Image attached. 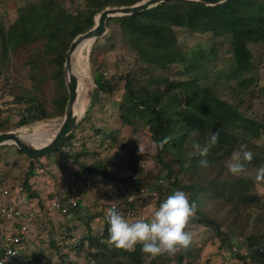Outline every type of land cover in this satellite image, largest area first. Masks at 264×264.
I'll use <instances>...</instances> for the list:
<instances>
[{
    "label": "trees",
    "instance_id": "1",
    "mask_svg": "<svg viewBox=\"0 0 264 264\" xmlns=\"http://www.w3.org/2000/svg\"><path fill=\"white\" fill-rule=\"evenodd\" d=\"M140 1L142 0H83V6L77 8L76 14H71L56 0H40L19 10L17 20L8 30L6 32L0 30L3 47L0 63L4 65L7 62L9 52L12 50L16 51L29 44H41V51L35 54L34 60L28 65L33 69L45 67L49 72L45 79L52 83L54 97L48 107L49 103L39 101L30 92L17 96V101L25 103L26 106L16 123V129L61 118L64 115L68 100L64 85V57L73 39L89 31L95 24V17L105 8L131 6ZM114 24L116 27L113 26ZM106 28L108 32L102 39L111 37L116 30L118 35L132 46L137 57L136 62L142 65L140 69L146 67V71L151 70L150 68L167 70L174 65L186 66L188 60L178 48L175 28L211 34L213 37H227L230 41L236 72L243 74L252 70V54L248 46L264 44V0H229L212 7L190 1H171L133 16L111 19L106 23ZM96 43L98 40L95 41ZM188 71L189 68H185L180 73L186 75ZM120 80L124 81L123 96L119 104L121 122L123 125L132 127L133 133L137 132L136 125L141 124L146 128L155 146L154 157L161 170L150 174L152 176L148 178L146 174L143 175L144 170L134 164L128 168L130 176L124 178L119 177L122 172L120 166L112 171L111 162L80 164L78 177L83 185L94 176H99V180L107 184L112 191L113 201L116 202V205L112 206L117 209V205H123L122 209H117L120 213L127 211L128 207L133 211L147 210L149 207L156 209L161 203L160 199L167 197L175 190L185 191L190 200L198 204V207L203 202L215 201L230 207L237 214L240 206L251 209L252 205H261L258 196L246 197L243 194L242 178L229 173L225 162L241 144H247L249 147L252 141L264 137V122L242 117L234 107L220 100L209 87L200 86L196 79L167 80L161 84L164 88L157 84L143 97H139L134 90L130 73L121 77ZM110 85L111 82L106 81L102 75L96 78L97 89L105 90ZM198 103L207 105L213 112L212 116L207 117L189 109L190 105ZM230 113L234 115L233 119L229 117ZM0 130L8 131L2 125ZM75 130L63 141L56 153H60L63 148L71 145L75 138ZM215 132H219L218 142L211 147L207 156L189 155L193 141L204 144L206 139ZM166 136H171L172 140L160 149L158 142ZM0 149H3V146ZM16 151L28 156L18 149ZM134 151H137L136 148ZM80 156L81 154L74 155V163L79 164ZM201 160H207L209 166L202 167ZM248 164L259 168L264 165V158L253 155V160ZM33 173L30 170L23 183V187L27 190H29L28 179ZM132 176L138 177V186L131 181ZM181 176H187V182L181 181ZM146 180L151 184H147ZM114 183H120L121 187L115 190ZM144 187H148L151 192H157L156 200L139 196V190ZM77 189L80 190V188ZM134 190H138V196L133 203L129 204L127 198ZM30 193V197L36 196L34 192ZM69 193L68 195L60 194L56 200L62 202L71 198V192ZM38 206L42 211L45 210V203L42 201L38 202ZM112 206L111 204L102 206V211ZM80 207L81 202L77 201L74 209L66 215L59 216L67 220L72 215L73 219L81 220L80 224L84 225L87 235L76 243L75 249L79 251L86 245V257L90 262L93 264H154L153 260L145 262L150 255L143 253L139 244L134 251H125L110 245L107 242L109 225L105 217L92 215L80 218L78 215ZM195 217L199 225L215 227L218 235H222L221 222L207 214L199 213L198 210ZM97 218L102 225L101 232L98 233L92 225ZM0 223H3L2 219ZM65 223L68 227L70 221L67 220ZM263 224L264 214L260 213L252 218L253 232L245 237L241 244L235 243L230 234L228 237L222 236L221 242H227L230 249L237 247L239 251L242 248L250 250L246 255L236 253L237 259L243 261L249 258L254 264H264V253L260 248V244L264 242L259 243ZM76 229L77 226L67 228V232L70 231V235ZM21 243L23 246L21 244L18 250L17 264H45L42 261L41 252H30L27 239ZM49 245L52 248L58 247L52 240ZM192 245L189 250L179 253L176 264L201 263L197 260ZM60 258L59 264H75L66 261V256L61 254Z\"/></svg>",
    "mask_w": 264,
    "mask_h": 264
},
{
    "label": "rangeland",
    "instance_id": "2",
    "mask_svg": "<svg viewBox=\"0 0 264 264\" xmlns=\"http://www.w3.org/2000/svg\"><path fill=\"white\" fill-rule=\"evenodd\" d=\"M39 1L0 0V30L6 32L17 20L21 8ZM56 1L71 14H76L77 8L83 6V0ZM113 26L116 27L115 24ZM174 32L178 48L185 54L188 63L184 67L170 66L167 70L150 68L151 70L146 71V67L140 69L142 65L136 62L137 57L132 46L127 40L121 38L116 30L111 37L97 39L96 44V40L84 44L74 61L80 94L77 111H81L82 116L78 122L79 127H77L78 124L76 126L75 138L71 145L63 148L60 153L32 159L18 153L13 145H5L3 149H0L2 157L0 184L3 183L2 185L11 193V199L37 212L25 239L29 242L27 245L31 253L43 254L42 261L45 264H59L60 254L66 256V261L75 264H93L86 257V245L79 251L75 249L76 243L87 235L84 225L80 224L81 220L73 219L70 215L67 218L70 223L66 227L65 218L56 213L47 214L46 206L49 203L56 200L60 194L68 195L71 192V198L81 202L78 213L80 218L92 215L105 217L108 209L102 211V206L116 205L112 191L107 184L99 180V176H94L83 185L78 177L80 164L111 162L112 171L120 166L122 172L119 177L124 178L130 176L128 168L134 164L140 166L144 170L143 175L146 174L148 178H151L150 174L161 170L154 157L155 146L146 128L141 124L136 125L137 132L133 133L132 127L123 125L121 122L119 104L124 89V81L120 80L121 77L128 73L132 75L134 90L139 97L146 95L157 84L164 88L161 84L167 80L196 79L200 86L209 87L220 100L234 107L242 117L264 122V44L248 46L252 54V70L239 74L236 72L230 41L227 37H213L211 34L194 33L188 29L179 28H175ZM2 48L0 39V54ZM41 49V44L20 47L16 51L9 52L4 65L0 63V126H5L7 132L24 134L21 135L22 138L35 147L50 141L63 118L62 116L25 128H15L26 106L25 103L17 101V96L30 92L39 101L49 103L48 107L54 97L52 83L45 79L49 75L45 67L33 69L28 65ZM185 68H189V71L186 75H182L183 73L180 72H183ZM99 75L111 82L105 90H99L96 87V78ZM189 109L207 117L213 114L204 103L190 105ZM228 115L231 119L234 118L232 113ZM0 133L4 132L0 130ZM139 148L142 149V154ZM249 149L253 155L264 158V137L252 141ZM77 154H81L78 158L79 164L74 163V155ZM246 167L249 177L242 178V192L246 197L258 196L261 205H252L251 209L240 206L237 214L236 211L220 202H203L198 207L199 213L207 214L223 225L220 228L222 235L219 236L215 227L199 225L196 217L191 220L188 230L193 232L195 237L192 248L197 255V260L201 262L199 264H254L249 258L243 261L236 258L238 252L246 255L250 251L248 248H242L239 251L237 247L230 249L227 242H221L222 236L228 237L230 234L235 243L241 244L242 240L253 232L252 218L260 213L264 214V182L257 183L254 180L257 168L252 164H247ZM30 170L34 173L28 179L29 190H27L23 187V183ZM187 178V176H181V181L187 182ZM147 180L146 183L150 185L151 183ZM120 187V183H114L115 190ZM141 189L146 194L144 198H149L150 189L148 187ZM30 192H34L36 196L30 197ZM137 192L138 190H134L132 193L135 199L138 196ZM39 201L45 203V210L42 211L39 208ZM122 208L123 205H117V209ZM155 210V207H149L147 210L134 211L131 215H128L127 211L122 214L132 220L141 217L150 219ZM100 223L99 218L92 223L97 233L102 229ZM74 226H77V229L69 235L70 231L67 232V228ZM8 228V224L4 221L0 223V233L6 232ZM259 237V243H263L264 224ZM51 240L57 244V248L50 247ZM24 247H26L25 244ZM260 248L264 253V244H260ZM178 255L179 253L171 257L149 256L145 262L153 260L154 264H176Z\"/></svg>",
    "mask_w": 264,
    "mask_h": 264
},
{
    "label": "clouds",
    "instance_id": "3",
    "mask_svg": "<svg viewBox=\"0 0 264 264\" xmlns=\"http://www.w3.org/2000/svg\"><path fill=\"white\" fill-rule=\"evenodd\" d=\"M219 132L211 134L201 144L193 141L190 156L205 157L212 146L217 144ZM172 140L166 136L158 142V147L163 149ZM140 154L142 149L139 148ZM253 160V152L247 144H241L231 153L230 159L225 162L228 172L237 178L249 177L246 165ZM201 166L207 168V160L200 161ZM254 180L264 182V165L255 170ZM198 204L190 200L189 195L183 190H175L168 195L152 213L150 219H128L115 207L107 210L105 219L108 227V243L117 249L134 251L141 245V251L152 256L167 255L169 257L190 249L194 242V234L189 228L191 220L196 216ZM7 258L0 261L6 264Z\"/></svg>",
    "mask_w": 264,
    "mask_h": 264
},
{
    "label": "water",
    "instance_id": "4",
    "mask_svg": "<svg viewBox=\"0 0 264 264\" xmlns=\"http://www.w3.org/2000/svg\"><path fill=\"white\" fill-rule=\"evenodd\" d=\"M179 0H142L131 6L105 8L95 18L94 26L84 34L76 36L71 42L64 57V80L68 93L64 115L54 136L46 144L32 146L23 140L18 132L0 133V146L13 145L19 151L26 153L31 158L47 157L55 154L62 146L63 141L76 129L82 115L75 112L78 100V77L73 73V55L83 41H95L107 33L106 23L114 18L133 16L144 12L162 3ZM201 3L205 6H216L229 0H181Z\"/></svg>",
    "mask_w": 264,
    "mask_h": 264
},
{
    "label": "built area",
    "instance_id": "5",
    "mask_svg": "<svg viewBox=\"0 0 264 264\" xmlns=\"http://www.w3.org/2000/svg\"><path fill=\"white\" fill-rule=\"evenodd\" d=\"M131 181L136 186L138 185V179L136 176L131 177ZM139 195L146 196L144 190H139ZM158 194L153 191L149 194V198H157ZM166 197L160 199L162 202ZM135 197L131 194L127 198V203H133ZM77 206V202L74 198H68L62 202L54 200L46 206L47 214H59L66 215L72 209ZM114 207V206H112ZM111 207V208H112ZM134 211L127 208V214L131 215ZM37 212L19 205L13 199H11V193L0 184V219H2L9 228L6 232L0 234V261L7 258L6 264H17V258L19 256V248L21 242L25 240L26 234L29 231L30 225L35 220Z\"/></svg>",
    "mask_w": 264,
    "mask_h": 264
},
{
    "label": "bare ground",
    "instance_id": "6",
    "mask_svg": "<svg viewBox=\"0 0 264 264\" xmlns=\"http://www.w3.org/2000/svg\"><path fill=\"white\" fill-rule=\"evenodd\" d=\"M87 42H92V41H91V40H90V41H83V42L78 46V48L76 49V51H75V53H74V55H73V73H74L76 76H77V74H76L75 69H74V61H75V57H76L78 51L80 50V48H81L84 44H86ZM79 96H80V94H79V88H78V100H79ZM78 100H77V103H76V105H75V112H78V111H77ZM78 113H79V115H81V111L78 112ZM18 134H19V133H18ZM19 136L22 138V136H21L20 134H19ZM22 139H23V138H22ZM23 140H25L27 143L30 144V142H29L28 140H26V139H23Z\"/></svg>",
    "mask_w": 264,
    "mask_h": 264
}]
</instances>
